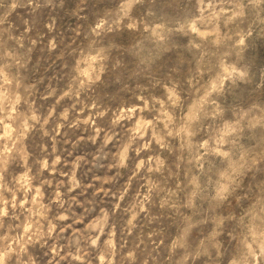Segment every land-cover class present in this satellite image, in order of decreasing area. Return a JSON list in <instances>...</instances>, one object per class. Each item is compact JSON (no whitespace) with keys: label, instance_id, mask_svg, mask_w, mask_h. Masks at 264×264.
<instances>
[{"label":"rangeland","instance_id":"rangeland-1","mask_svg":"<svg viewBox=\"0 0 264 264\" xmlns=\"http://www.w3.org/2000/svg\"><path fill=\"white\" fill-rule=\"evenodd\" d=\"M0 264H264V0H0Z\"/></svg>","mask_w":264,"mask_h":264}]
</instances>
